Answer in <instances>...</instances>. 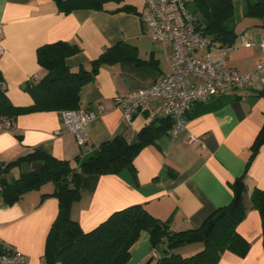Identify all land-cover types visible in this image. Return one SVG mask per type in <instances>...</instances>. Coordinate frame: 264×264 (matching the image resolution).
<instances>
[{"label": "crops", "instance_id": "crops-1", "mask_svg": "<svg viewBox=\"0 0 264 264\" xmlns=\"http://www.w3.org/2000/svg\"><path fill=\"white\" fill-rule=\"evenodd\" d=\"M124 5H132L136 11L121 10ZM143 8L144 0H123L107 2L104 10L64 13L54 0H0L5 48L0 75L15 106L31 105L33 98L25 84L47 74L37 59V50L44 44L64 40L78 45L80 52L66 58L74 71L91 69L94 59L119 43V49L127 50L131 57L103 64L81 88V107L97 113L86 144L80 145L70 132L63 111L27 113L10 118V124L5 122L0 129V161L8 163L33 149L60 159L84 158L118 133L132 141L153 120L167 117L158 98L151 99L131 123L124 120L115 103L118 95L144 88L171 71L172 47L151 38L141 17ZM255 19L241 28L236 26L235 49L227 58V64L241 72L254 71L264 60V48L259 46L264 28ZM248 40L256 45H246ZM188 118L182 133L171 137L167 131L141 150L134 160L136 175L129 169L119 174L85 175L81 198L72 205V218L89 231L117 210L143 204L154 216L169 220L174 231L199 227L233 201L234 185L243 177L249 209L237 231L251 248L245 257L226 251L218 264H264L261 217L250 203L254 189L264 188V144L247 169L252 146L264 126V73H254L247 88L194 103ZM190 134L198 140L189 143ZM40 168L41 162H23L11 169L7 179L15 182L20 175ZM53 190V183H46L13 204L0 193V240L28 255L32 264H47L46 244L59 213V200L53 196L42 199V195ZM202 247L197 242L173 251L188 256ZM150 254V235L143 231L126 264H148Z\"/></svg>", "mask_w": 264, "mask_h": 264}, {"label": "trees", "instance_id": "trees-1", "mask_svg": "<svg viewBox=\"0 0 264 264\" xmlns=\"http://www.w3.org/2000/svg\"><path fill=\"white\" fill-rule=\"evenodd\" d=\"M61 12L70 13L77 9L104 10L107 2L120 3L123 0H54ZM186 5L196 17L197 28L213 41L222 45H234L237 39V12L235 0H193ZM136 11L132 5L120 8ZM245 16L258 18L264 28V0L248 3ZM119 43L105 50L91 62V69L81 67L72 70L66 58L80 52L81 48L68 41L59 40L40 46L37 50L39 64L47 74L39 81L30 80L24 89L32 96L28 106L13 105L0 86V117L16 118L19 115L42 111L77 110L81 107L80 91L92 81L105 63L129 59L127 50L119 49ZM125 46L130 44L125 43ZM129 48V47H128ZM0 80L2 76L0 75ZM170 117L153 120L145 126L132 143L122 133L101 143L88 156L74 159H60L40 149L0 165V182L4 185L3 196L7 203L17 202L26 192L40 189L46 183H53L52 193H45L42 199L53 196L59 200V213L54 220L46 244L47 264H126L131 257V247L141 233L150 235L151 249L163 248L160 258L150 255L148 264H218L226 251L245 257L251 244L238 231V225L245 219L249 205L243 177L240 197L210 215L199 227L174 231L169 220L154 216L143 204H134L113 212L107 219L89 231L82 229L71 216L72 205L81 198V184L87 174H119L125 169L136 175L134 160L147 145L156 143L171 127ZM20 137V135H18ZM264 144V126L252 146V154L247 169ZM41 162L35 173H24L15 182L7 179L8 173L23 162ZM235 186V185H234ZM251 206L260 213L264 243V188H255L250 197ZM226 212L217 220L213 228L209 223L222 210ZM176 239L181 241L170 247ZM203 243L199 251L183 256L174 248L183 244Z\"/></svg>", "mask_w": 264, "mask_h": 264}, {"label": "built area", "instance_id": "built-area-1", "mask_svg": "<svg viewBox=\"0 0 264 264\" xmlns=\"http://www.w3.org/2000/svg\"><path fill=\"white\" fill-rule=\"evenodd\" d=\"M141 17L154 41L172 47L171 71L144 88L115 98L116 106L128 123L145 109L151 99L158 98L162 100L165 113L172 121L168 133L171 137H176L187 128L188 112L194 103L205 102L234 89L247 88L254 73H264V60L259 62L252 72H241L230 67L227 58L235 49V45H222L199 30L196 17L188 9L186 0H144ZM3 35V25L0 23V61L5 51ZM245 44L256 45L249 40ZM259 46L264 48V38ZM203 50V55L198 57L197 53ZM212 50L220 53L214 55ZM0 86L5 88L4 80H0ZM63 117L78 143L86 144L89 139V125L97 118V113L80 107L77 110L63 111ZM5 122L10 124L8 118L0 117V129L4 127ZM196 140V136L189 135V143ZM0 165L3 166L2 161ZM4 188L0 182V192H3ZM150 255L155 259L160 258L159 251L154 248L151 249ZM0 264L32 263L28 255L3 244L0 240Z\"/></svg>", "mask_w": 264, "mask_h": 264}, {"label": "rangeland", "instance_id": "rangeland-1", "mask_svg": "<svg viewBox=\"0 0 264 264\" xmlns=\"http://www.w3.org/2000/svg\"><path fill=\"white\" fill-rule=\"evenodd\" d=\"M257 0H235V4H236V12H237V17H236V21H237V25H239V28L246 26V24L249 23V21H255V18L252 17H248L245 16L244 11L245 8L247 6V4L250 3H254ZM199 14L197 13L196 16H198ZM255 27V26H253ZM184 245V244H183ZM177 248V247H176ZM174 248V249H176ZM163 248H160L159 251H162Z\"/></svg>", "mask_w": 264, "mask_h": 264}, {"label": "water", "instance_id": "water-1", "mask_svg": "<svg viewBox=\"0 0 264 264\" xmlns=\"http://www.w3.org/2000/svg\"><path fill=\"white\" fill-rule=\"evenodd\" d=\"M136 140H132V143H134ZM242 189H243V183L241 181H237L235 183V193H236V198L238 199L242 193ZM226 212V209L220 211L213 219V221H211L209 223V226H208V229H212L214 224H215V221H217L224 213ZM181 241V239H176L175 241H173L171 244H170V247L173 246V245H176L178 244L179 242Z\"/></svg>", "mask_w": 264, "mask_h": 264}]
</instances>
